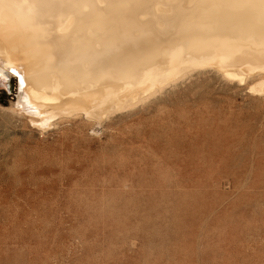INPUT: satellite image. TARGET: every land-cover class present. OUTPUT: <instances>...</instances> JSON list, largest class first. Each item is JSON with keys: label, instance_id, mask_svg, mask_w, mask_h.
I'll list each match as a JSON object with an SVG mask.
<instances>
[{"label": "rangeland", "instance_id": "374dc122", "mask_svg": "<svg viewBox=\"0 0 264 264\" xmlns=\"http://www.w3.org/2000/svg\"><path fill=\"white\" fill-rule=\"evenodd\" d=\"M18 78L0 62V264H264L251 81L208 69L102 122L41 128Z\"/></svg>", "mask_w": 264, "mask_h": 264}, {"label": "bare ground", "instance_id": "6f19581e", "mask_svg": "<svg viewBox=\"0 0 264 264\" xmlns=\"http://www.w3.org/2000/svg\"><path fill=\"white\" fill-rule=\"evenodd\" d=\"M0 62L46 128L102 122L208 69L264 95V0H0Z\"/></svg>", "mask_w": 264, "mask_h": 264}]
</instances>
